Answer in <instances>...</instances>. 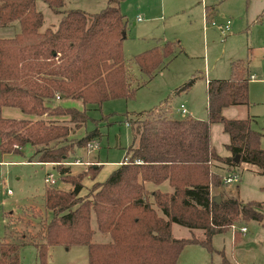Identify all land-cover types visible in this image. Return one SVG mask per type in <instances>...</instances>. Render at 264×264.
Returning <instances> with one entry per match:
<instances>
[{
	"label": "trees",
	"instance_id": "16d2710c",
	"mask_svg": "<svg viewBox=\"0 0 264 264\" xmlns=\"http://www.w3.org/2000/svg\"><path fill=\"white\" fill-rule=\"evenodd\" d=\"M42 1L59 13L56 23L44 28L35 0H0V26L15 27L11 36L0 37V107L66 118L58 122L0 115V152L18 151L19 146L30 144L38 161L61 162L76 147L97 140V128L79 138L68 137L87 119V107L108 98L131 96L135 87L123 62L125 19L120 0H106L103 8L92 13L80 8L60 10L62 0ZM174 48H179L178 41L166 40L131 59L149 78L164 58L174 54ZM195 78L191 74L174 89L189 87ZM247 84L243 61L236 60L228 77L206 81L204 118L172 116L159 105L135 112L134 119L126 118L131 143L124 161L104 180L94 181L84 195L78 192L85 172L73 177L67 167L58 165L60 178L72 186L44 189V205L52 216L27 240L37 250L36 264H45L47 248L55 244L85 245L86 264H175L187 243L211 250V236L234 221L264 222V201L230 195L215 200L210 195L212 187L223 183L221 168L234 170L247 164L264 174V148L259 145L262 132L250 126L249 116L228 118L221 113L223 106L247 104ZM55 93L80 99L83 108L45 104ZM213 122L228 134L225 155L210 144ZM98 167L93 164L89 175ZM145 181L155 185L167 181L171 191L147 190ZM92 217L103 239H92ZM172 222L199 232L174 236ZM18 244L0 241V264H19ZM222 263L226 261L216 264Z\"/></svg>",
	"mask_w": 264,
	"mask_h": 264
},
{
	"label": "rangeland",
	"instance_id": "374dc122",
	"mask_svg": "<svg viewBox=\"0 0 264 264\" xmlns=\"http://www.w3.org/2000/svg\"><path fill=\"white\" fill-rule=\"evenodd\" d=\"M64 1L68 8H80L87 13L97 12L106 4V0ZM181 3L182 0H165L166 9L160 10V0H120V11L126 17L124 31L129 41V46L123 50L122 56L133 77L131 85L135 90L131 96L108 98L100 104L87 108V119L72 132L74 138L81 137L93 128H97L99 133L93 147L86 148L89 150L88 155H93V158L99 160V167L93 176L89 175L90 167L93 165L91 161H83L82 165H70L73 177L81 171L85 172L80 179L79 195L87 193L94 181L104 180L117 166V161L123 158L126 147L131 143L130 129L124 120L130 116L134 119L135 112L156 106L159 101L171 95L175 86L193 73L196 79L189 87L186 99L189 98L200 114L206 116L204 74L228 77L232 62L242 60L247 76L253 75L248 82L247 111L253 115L252 125L264 132V12H261L264 6H261L260 0H192L190 3L192 9L188 11L180 5ZM204 4H209L213 8L212 15L207 18L208 23L203 16ZM41 5L46 6L44 3ZM145 8L155 17L145 19L142 11ZM59 9H63L62 5ZM196 13L200 15L199 21ZM42 14L46 22H53L57 18V15L45 8ZM136 14L143 16V20L136 21ZM225 19L230 20V31L222 36L216 24L222 23ZM210 20L214 23L211 24ZM163 21H165L164 28L161 27ZM205 23L208 25L203 34L201 24L203 26ZM2 33L0 29V34ZM164 35L167 38L178 39L182 52H177L165 67L157 72L155 69L154 75L148 78L146 74L139 72L131 59L132 54L140 50L138 48L141 46L150 44L153 41L152 37L155 41L156 38H162ZM180 100L176 97L171 102L178 104ZM68 102L70 100L64 99L60 106L76 108L73 104H67ZM191 115L194 116L192 113ZM56 120L62 122V119ZM65 122L69 127H73L72 123ZM220 130L219 123L213 124L211 138L216 151L219 154H226L227 150L222 145ZM223 135L226 138V134ZM259 145L264 148V135L259 138ZM81 153L83 152L79 149H74V154H69L68 159L85 158ZM30 156L31 152L26 144L18 151L0 152V161L10 160L0 162V178H3L11 189V194L7 195L0 186V241L20 243L17 248L19 264L37 262V250L27 240L38 230L39 223L44 221L43 217L48 221L52 216L44 205L45 187L54 186L68 190V186L71 185L70 182L62 180L58 173L55 174L56 171L50 166L36 162L14 161L27 160ZM58 165L64 164L59 162L56 168ZM46 169L52 172L55 179L50 185H46L43 181ZM234 171L238 174V180L212 187L210 195L219 194V197L230 195L238 196L245 201H264V174L241 166ZM151 186V182H148L147 187ZM160 187L166 189L167 186L164 183ZM90 221L91 225L95 226L93 217ZM240 226H244L245 230L240 231ZM171 231L174 236L180 237H189L191 233L199 232L176 223L172 224ZM20 239L24 241H19ZM94 240L97 238L94 237ZM210 246L211 250H208L197 243L185 244L175 264L208 262L216 264L222 259L226 264H264V222L238 219L228 229L214 233L211 236ZM86 263V247L83 244L68 247L55 244L47 248L45 264Z\"/></svg>",
	"mask_w": 264,
	"mask_h": 264
},
{
	"label": "crops",
	"instance_id": "0c3cea01",
	"mask_svg": "<svg viewBox=\"0 0 264 264\" xmlns=\"http://www.w3.org/2000/svg\"><path fill=\"white\" fill-rule=\"evenodd\" d=\"M192 2V0H182V3L180 4V5H183L182 7L184 8V9H187L188 11H191V5H190V3ZM41 3H44L42 0H35V7H36V9H38L41 13H42V11H43V9L45 8V9H47V10H49V11H51L53 14H55V15H57V18H55V20L53 21V22H46L44 19H43V25H42V28H44L45 26H50V25H54L55 23H56V21H57V19L59 18V13H57L56 11H54V9H52V8H50L49 6H44V5H41ZM45 4V3H44ZM260 4H261V6H264V0H260ZM165 0L163 1V0H160V10H162V9H166L165 7ZM62 8L63 9H65V8H68L67 6H66V4H65V1L64 0H62ZM119 8H120V1H119ZM142 11H143V13L145 14V16H144V18L145 19H152L153 17H155V16H153V15H151V13L148 11V9H142ZM264 11V8H261V12H263ZM212 12H213V8L211 7V5H209V4H204L203 5V16H204V19H205V22L206 23H208L207 21V18L209 17V16H211L212 15ZM197 14V13H196ZM123 15H124V19H125V25H126V17H125V14L123 13ZM42 16H43V14H42ZM197 16H198V21H199V18H200V15L199 14H197ZM210 18V17H209ZM135 20L136 21H142L143 20V16H141V15H139V14H136V16H135ZM206 23L205 24H203V26H202V24H201V30H202V32H203V34H204V31H206V26L208 25H206ZM189 24H191V22L189 23ZM211 25V24H210ZM161 27L162 28H164L165 27V21H163L162 22V24H161ZM217 27V26H216ZM218 28V27H217ZM0 29H2V31H3V33L2 34H0V37H8V36H11L13 33H14V31H15V27H12V26H0ZM124 30H125V27H124ZM218 31H219V29H218ZM229 31H230V27H229ZM228 31V32H229ZM227 32V33H228ZM226 33V34H227ZM225 34V35H226ZM127 37H126V33H125V31H124V38L122 39V52H123V50H125V49H127L128 48V46H129V41H127L128 39H126ZM153 39V41L150 43V44H147L146 46H141L140 48H138V49H140V50H137L136 52H134L132 55H134L135 53H137V52H139V51H142V50H145V49H147V48H150V47H152L153 45H156V44H162L164 41H166V40H170V41H178V39H175V37H171V38H167V36H163L162 38H160V37H158V38H156V40L154 41V37H152L151 38V40ZM176 51V52H175ZM175 51H174V54L172 55V56H170V57H168V58H164V61L156 68L157 70H156V72L157 71H159L162 67H165L166 65H167V63L176 55V53L177 52H182V48L180 47V45H179V48H175ZM123 62H124V60H123ZM125 63V62H124ZM126 64V63H125ZM136 65V64H135ZM137 69H138V67H137ZM140 72V71H139ZM154 75V74H153ZM252 74H249L247 77H248V82H249V80H250V78H252ZM130 77H131V81H133V77H132V75H130ZM203 80H204V88H205V86H206V81L209 79V78H221V77H213V76H210L209 74L206 76L205 74H204V76H203ZM226 78V77H225ZM196 79V78H195ZM195 79L193 80V82H192V84L195 82ZM132 83V82H131ZM192 84L190 85V86H192ZM189 86V87H190ZM176 87V86H175ZM189 87H187V88H185V89H181V90H173L172 92H171V95L169 94L168 96H166L165 97V99L162 101H159V103L157 104V105H159V106H161L162 108H164L165 110H166V113L167 114H169V115H172V116H180V117H182V116H185V115H190L191 117H194V118H204L205 116H202L201 114H200V111H198L196 108H195V106H194V104L192 103V102H190V100H189V98H188V100L186 99V94L188 93V90H189ZM173 94V95H172ZM169 97V98H168ZM176 97H178V98H180L181 100L178 102V104H176L175 102L173 103V102H171L174 98H176ZM248 84H247V99H248ZM64 99H67V100H70V102H68L67 104H73V105H75L76 106V108H78V109H82L83 108V104L81 103V101H80V99H78V98H70V97H58V98H56L55 96H53V97H51L50 99H48V100H46L45 101V104H47V105H49V106H53V105H56V104H58V105H60V103H61V101L62 100H64ZM205 100H206V93H205ZM180 104H182L183 106H184V108H185V111L184 112H181L180 111V109H179V105ZM249 104V99H248V102H247V104H235V105H226V106H223L222 107V109H221V113H222V115L223 116H225V117H228V118H237V117H246V116H249V117H251L252 119L250 120V126L252 127V128H254V129H256L253 125H252V122H253V120H254V118H253V115H251V114H249L248 113V111H247V105ZM156 105V106H157ZM91 106H93V105H89L87 108H90ZM155 107V106H154ZM240 108V109H239ZM243 108V109H242ZM243 110V112H242V110ZM191 113L194 115V116H192L191 115ZM0 115L1 116H3V117H14V118H21V117H28V118H32V119H34V118H38V117H40V118H45V119H47V118H51V119H65L66 118V116H63V115H45V114H43V115H41V116H37V115H34V114H24V113H22L17 107H14V106H7V105H4V106H1L0 107ZM124 121H126V120H124ZM128 123V122H127ZM215 123H218V122H213V123H211L210 124V126H209V140H210V144L214 147V149H215V146H214V143H213V141H212V138H211V131H212V126H213V124H215ZM220 124V123H219ZM128 125V124H127ZM220 126H221V124H220ZM129 127V126H128ZM74 129H77V128H74ZM74 129L68 134V137H71V138H74V136L72 135V132L74 131ZM130 129V128H129ZM261 131V130H260ZM220 138H221V140H222V145H223V147H224V144L225 143H227L228 142V134L226 133V132H224L223 130H222V126H221V130H220ZM223 134H226V138L224 137V135ZM261 135H264V132H262V134ZM261 137V136H260ZM25 145V144H24ZM23 145V146H24ZM26 145H28V147H29V151L31 152V156H30V158L29 159H27V160H22V159H19V160H14V161H18V162H36V163H41L42 165H47V166H50L51 168H52V170L54 169L55 171H56V173L55 174H57L58 173V169L56 168V165L59 163V162H53V161H38L37 160V157L35 156V154H33V151H34V146H32V145H30V144H26ZM23 146H19L18 148L20 149V148H22ZM86 146H79V147H76L75 149H79L80 151H82L83 153H81V154H84L85 155V158H83V159H77V158H75V159H68V157H67V159L66 160H63V161H61V163H63L64 165H63V167H67V169H68V171H67V173L68 174H70V175H72V173H71V170H70V165H82L83 164V161H91L92 163L91 164H98L99 165V160H97L96 158H93V155H88L87 153L89 152V150H86ZM225 148V147H224ZM226 149V148H225ZM216 150V149H215ZM217 152V151H216ZM6 153V152H5ZM218 153V152H217ZM227 153H228V151H227ZM226 153V154H227ZM71 154H74V151L71 153ZM87 154V155H86ZM221 155H225V154H221ZM88 156V157H87ZM123 159V158H122ZM121 159V160H122ZM80 161V162H76V161ZM121 160H119V161H117V163H116V165H118L120 162H121ZM8 161H10V160H1L0 162H8ZM13 161V162H14ZM241 166V168H243V167H245V168H250L251 170H253L254 171V167H252V166H250V165H247V164H241L240 165ZM84 169V168H83ZM82 169V170H83ZM227 170H230V169H224V168H221L220 170H219V172L221 173V175L224 173V172H226ZM47 174H50L51 175V177L53 178V174H52V172L50 171V170H48V169H46L45 170V174H44V176H43V181H44V177L47 175ZM59 174V173H58ZM0 179H2V181H4V179L3 178H0ZM54 179V178H53ZM54 182H55V179H54ZM53 182V183H54ZM4 183H5V181H4ZM44 183L46 184V185H50V184H48V183H46L45 181H44ZM166 184V189H161V184ZM147 184H148V181H145L144 182V185H145V187H146V189L147 190H151V189H153V188H155V187H157L159 190H162V191H171V187L169 186V184L167 183V181H162L161 183H159V184H157V185H155V184H152V186L151 187H147ZM225 184V183H224ZM5 185L7 186V184L5 183ZM71 186L72 185H70V186H68V189H70L71 188ZM8 187V186H7ZM212 189V188H211ZM221 192V191H220ZM6 194V193H5ZM11 194V193H10ZM221 194H222V192H221ZM7 195H9V194H7ZM219 195V194H218ZM217 194H214V196H218ZM213 196V195H212ZM44 200V199H43ZM46 210L47 211H49V212H51L49 209H47L46 208ZM43 219H44V221H46V219L43 217ZM91 222V221H90ZM94 222V221H93ZM41 223V222H40ZM39 223V224H40ZM95 224V223H94ZM172 224H173V222L171 223V226H172ZM39 226V225H38ZM92 226V225H91ZM38 228V227H37ZM92 228L94 229V233H93V235H92V239L94 240V237L95 238H97V240H100V239H103V235L100 233V232H98L96 229H95V226H92ZM95 235V236H94Z\"/></svg>",
	"mask_w": 264,
	"mask_h": 264
},
{
	"label": "built area",
	"instance_id": "2783aa9c",
	"mask_svg": "<svg viewBox=\"0 0 264 264\" xmlns=\"http://www.w3.org/2000/svg\"><path fill=\"white\" fill-rule=\"evenodd\" d=\"M208 22V21H207ZM211 24H213L214 22L212 20L209 21ZM216 26L219 29V33L220 35L224 36L228 31H229V27H230V20L229 19H225L222 23H217ZM54 96L56 98L59 97L58 93H55ZM179 109L181 112L185 111V108L182 104L179 105ZM125 123L127 124V122L125 121ZM96 142V140H91L86 144L87 148H91L93 147L94 143ZM124 161V158L121 160ZM76 162H80V161H76ZM238 180V174L236 171L234 170H227L226 172H224L221 175V181L223 183H230V182H235ZM44 181L48 184H52L54 182V179L51 177L50 174H47L44 177ZM0 186H2V191L6 194H10L11 193V189L9 187H7L4 183V181H2V179H0ZM240 231H244L245 227L244 226H240L239 227Z\"/></svg>",
	"mask_w": 264,
	"mask_h": 264
},
{
	"label": "water",
	"instance_id": "95a60500",
	"mask_svg": "<svg viewBox=\"0 0 264 264\" xmlns=\"http://www.w3.org/2000/svg\"><path fill=\"white\" fill-rule=\"evenodd\" d=\"M122 20H124V18ZM236 159H237V157H236ZM212 198L215 199V200H218L219 199V196H214L213 195Z\"/></svg>",
	"mask_w": 264,
	"mask_h": 264
}]
</instances>
